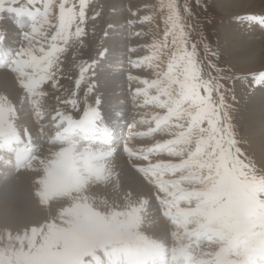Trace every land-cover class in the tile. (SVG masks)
Returning <instances> with one entry per match:
<instances>
[{
	"label": "bare ground",
	"instance_id": "bare-ground-1",
	"mask_svg": "<svg viewBox=\"0 0 264 264\" xmlns=\"http://www.w3.org/2000/svg\"><path fill=\"white\" fill-rule=\"evenodd\" d=\"M216 2L224 13H227L226 15L231 14L230 20L222 25L225 46L230 53L242 57V61L244 59L248 61L257 58L262 44L260 40L253 38L256 33L257 37L260 34L258 31L261 28L259 27L260 23L258 21H249L246 18L253 16L254 13L257 17L264 16V0H216ZM110 8L112 22L108 27L106 40H104L106 47L112 46L115 52L121 54L123 61L120 69L121 73L124 75L130 74L138 79L128 81L122 75L115 94L109 99L115 104V111H119L124 107L126 109L132 108L136 120H140L145 116V111H147L149 104L144 105L143 97H132L129 93L134 92L136 87H143L142 83H140L143 79H155L157 70L154 65L148 66L146 64H142L139 68L131 67L128 63V49L136 48V53L131 55V59L135 60L138 57L150 55L151 45L164 39L163 33L165 29L162 9L160 2L157 0H146L140 5H131L127 0H111ZM145 15L153 17L152 20L142 21V17ZM22 20L23 22H29L26 28H23L21 24L13 25L9 19L7 21L4 19L0 20V26H6L9 29L8 39L0 41V61L3 63L12 62L16 52L22 46L18 44V38L23 39L24 37L18 36V32L23 33L30 30V19L24 16ZM129 21H132V23H129ZM110 26L114 27L109 35ZM141 30L146 34H150L148 41L141 40L138 36ZM54 31V27L46 26L45 35L47 39L45 40L40 35L36 36V40L33 43L37 52L41 44L47 48L45 43L47 41L50 43L51 34H54ZM10 33L18 38H14ZM13 45H17L16 47L14 46L15 50H13ZM5 46H7V49L3 50ZM143 46H146L149 50H143ZM62 62L69 64L70 61H66L63 53H60L58 82L68 78L69 75L73 76L75 71H72L69 66H64ZM160 63L161 68L166 70L167 58H163ZM11 68L13 69L11 74L0 73V97L9 92H14L15 94V91H17V89L12 88L11 83L17 81L19 75L14 71L13 65H11ZM148 68H154L155 72L148 70ZM239 81L238 83L240 84L234 87V100H237L235 105L239 107L237 116L246 127V139H248L251 155L260 167L261 173H264V88L261 92V87L247 92L245 80L240 79ZM55 89L49 83L45 87L41 86V90L46 95L37 97L40 106L39 108L33 106L36 110L33 115H27L29 103L33 104L32 98L26 92L20 91L15 97L17 103L15 106L16 111L12 115L11 120L21 133L23 141L31 140L33 142L32 153L36 154V157L23 170H18L13 163L14 150H9L7 147L0 148V225L9 227H19L25 223L32 225L34 220L38 219L43 222L51 214L50 208L55 203L67 200L70 204L69 210L73 208L77 216H83L82 220L102 222L109 230H114L117 237L116 242L107 247L99 244L96 250H94L93 244H88L82 253L78 252L82 246L80 240L75 241L70 235L69 237L72 239L73 244L70 249L64 252L68 251L66 257L72 264H88V262H92V264L113 263L114 256L108 253L112 252L117 245H120L116 248L117 251H122L128 242L133 241L139 244H158L165 252H168L169 247L180 248L187 244H192L193 249L196 251V259L193 264H209V262L211 264H225L226 260L232 258L235 248H237V254L244 257H248L254 249H264V240L258 241L251 249H247L245 245L241 248L242 244L237 242V238L227 243L221 242V238L224 236L218 233L220 230L224 232L225 236L229 237L237 234V232L243 233V216L241 217V215L243 208L247 207V203L240 202L237 198H231L227 201L223 194L218 191L220 188V181L218 182V180L216 186L199 204L186 202L183 208H177L173 211L172 218L176 223H173V219L164 221L161 225L162 228L159 229L153 226L154 223L145 222L142 214L146 212L147 207L145 210H139L137 207L138 202L143 200L141 199L142 197L149 201V205L151 204L155 209H158V212L164 213L165 211L158 199L163 193L157 191L156 185L148 181L143 172L132 166L133 161L136 162L138 167L143 166L147 162L143 161L142 157L130 158L127 153L120 151L117 156L114 155L108 160L113 172L116 174L115 177L105 180L103 174L100 176L91 175L88 171L90 165L80 163L83 158L74 157L64 152L63 149L58 148L59 142L55 139V131L60 121H57L56 124L51 123L57 111L53 102ZM153 94H155L154 90ZM92 99H94L92 96L89 97V100ZM124 99L127 100L126 105L117 103L118 100ZM26 100L30 102L26 103ZM154 112H158V109L152 105L150 116ZM101 114L105 118L104 124L99 125L97 131L87 134L86 143L90 145L91 142L96 140L101 145H104L103 139L106 137L103 129L106 124H109L114 125L116 129L114 136H112L113 145H115L121 133H124V122L118 120L115 121L118 124H114V120L117 118L114 117L115 112L109 109L107 103ZM128 120L131 121L130 119ZM137 128L136 126L133 131L136 133H148V128ZM167 137L170 139L169 135ZM244 137L246 136L244 135ZM166 139L165 135L161 133L153 142L144 141L145 143H140L133 138L128 142L130 147L139 150L141 148H151L155 143ZM13 148L15 149L14 145ZM167 156H169L167 152H155V155L149 156V159L153 163L159 160H172L173 162H178L179 160L178 157ZM169 178L168 175L165 176V179ZM223 190L227 191L228 185H224ZM128 194H131V197L125 199ZM53 209L54 211L56 210L55 208ZM150 211L152 210L150 209ZM233 219L236 220L234 224L235 231L227 228ZM113 220L119 222V228L122 230H116V228L110 226ZM91 227L94 228L93 223H91ZM77 230L83 237L88 234L86 228L81 231ZM173 232L176 233L175 237L172 235ZM209 237L214 238L215 242H217L216 246L209 245L213 242H211ZM124 238L132 240L125 241ZM249 239L252 240L251 237ZM109 242L111 243V241ZM205 249L209 251L210 255H205ZM91 251H95V253L93 257L88 258V253ZM243 259L238 258L237 260L242 261Z\"/></svg>",
	"mask_w": 264,
	"mask_h": 264
},
{
	"label": "snow or ice",
	"instance_id": "snow-or-ice-1",
	"mask_svg": "<svg viewBox=\"0 0 264 264\" xmlns=\"http://www.w3.org/2000/svg\"><path fill=\"white\" fill-rule=\"evenodd\" d=\"M36 0H0V20L9 19L12 23L23 24L22 17L30 19V30L23 32L27 46H21L12 61L14 71L19 75V82L25 92L32 98L33 106L39 108L37 97L46 93L41 86L46 82L53 88L58 86L57 75L60 72V53L65 51V46L73 39H82L86 36V30L82 25L86 19V9L89 0H79L77 6H68V0H62L59 4L58 17H49L50 10L54 7L53 0H46L44 11L39 8L33 10ZM160 7L167 9L164 19V39L151 45V54L131 59L136 53V48L128 49V63L133 68H139L142 64L155 66L156 78L140 81L143 87H136L134 92L129 93L132 97H143L144 105L152 104L159 109L165 110L163 114L154 112L150 119L147 114L140 120L126 118V107L115 111V104L110 97L115 94L116 87L123 78L132 81L138 79L130 74L124 75L120 69L123 61L121 54L113 50L112 46L104 47L103 42L96 51V56L89 57V61H81L78 65L79 79L76 84L80 85L86 79L88 81L85 90L84 107L82 115L74 119L71 115H65L56 111L52 124L60 121L55 131V139L59 142L58 148L77 158H88L97 162L105 180L115 177L107 158L115 152L127 153L129 157H142L147 162L138 167L133 161L132 166L143 172L146 179L156 185L157 191L163 193L159 196L161 206L165 209L164 215L169 218L177 208H183L185 203L199 202L209 194L216 186L217 180L225 170L244 171L258 174L251 165V161L245 163L241 159V148L235 138L234 126L230 115L231 105L226 102L222 86L216 78L209 76L205 79L201 72L198 60L197 45L191 44L189 50V33L186 30V17L191 14L187 3L181 6L177 0H162ZM9 14L5 17L3 14ZM153 17L145 15L142 21H150ZM52 19L57 22L52 24ZM249 21H258L264 26V16L247 17ZM132 23V21H129ZM75 25V31H72ZM54 27L51 34V43L47 48L41 44L38 52L33 41L40 35L47 39L45 27ZM114 26H110V32ZM9 29L0 26V41H6ZM169 37L171 40L169 41ZM205 52L209 51L204 45ZM167 58V69L161 68V61ZM90 74V75H89ZM251 82L264 86V72H259L251 78ZM203 89L204 95L201 94ZM153 90L154 93L153 94ZM94 96L95 99L89 100ZM235 99V96H233ZM115 112V117L124 122L126 135L120 145L112 147L104 144L101 147L88 145L87 134L98 130L99 125L104 124L102 110L105 104ZM117 103L126 105L127 100H118ZM75 108L77 101L73 100ZM16 109L7 97H0V148L7 147L15 150L13 145L24 143L21 133L13 124L11 117ZM6 114L8 119H5ZM155 123V127H149L148 133H136L133 129L137 124ZM105 137L110 140L115 134L114 125L104 126ZM27 131V130H25ZM164 133L171 138L157 142L151 148L135 150L129 146V140L137 135L150 133ZM30 152L26 145L24 149L16 151L17 158L26 157ZM152 152H167L169 156L178 157V162L172 160H159L153 163L149 156ZM168 175L170 178L165 179ZM128 194L125 199H129ZM149 205L148 200H140L137 204L139 210H145ZM173 223L176 221L173 219ZM172 235L175 237L176 233ZM205 255H210L207 249ZM264 249H254L249 254V259ZM234 257L235 254H232ZM211 264V262H209ZM225 264H241V261L230 258ZM264 264V261L261 262Z\"/></svg>",
	"mask_w": 264,
	"mask_h": 264
},
{
	"label": "rangeland",
	"instance_id": "rangeland-1",
	"mask_svg": "<svg viewBox=\"0 0 264 264\" xmlns=\"http://www.w3.org/2000/svg\"><path fill=\"white\" fill-rule=\"evenodd\" d=\"M39 1L44 7L46 0H39ZM127 1L130 2L131 5L132 4L140 5L146 0H127ZM157 1H159L161 5L162 0H157ZM60 2H62V0H53L54 7L49 12L50 18L58 17ZM164 2L166 3L167 0H164ZM177 2L181 6L182 13H183V6L185 3H187L188 6L190 7L191 14L186 17V21H185L186 24L190 26L186 29L189 33V40H190L189 50H191V44L197 45L198 60L202 69L201 72L202 76L205 79H207L209 76L216 78L219 84L222 86L223 92L226 97V102L229 105H231V111H230V115L232 118L231 122L234 126L235 138L238 141L237 146L241 148V152H242L241 159H243L245 163L251 161V165L256 169V172L260 174L261 173L260 167L257 165L255 159L253 158L249 150L248 139H246L247 138L246 127L244 123L240 121L237 116V110H239V107L235 105L237 100L235 101L233 99V96L235 91L234 87L235 85L240 84L238 83L240 79L245 80L244 83L247 88V92L253 89H258L260 87H261L260 89L261 92L262 89L264 88V86H260L251 82V78L253 76L258 75L259 72H264V35H262L264 34V26L259 24V27L261 28H259L260 30L258 31L260 32L261 35L259 34L257 37V33H256L253 38L255 40H260L262 44L260 54L254 60L247 61L244 59V61H242L241 60L242 57L232 55L233 53H230L229 49L225 46L222 25L223 23H227L230 20L231 14L226 15L227 13H224V11L218 6L216 0H177ZM22 3L27 4V0H22ZM73 4L77 6V10H78L79 0H68L69 7H71ZM110 5H111V0H89V5L85 13L86 15L85 23L82 25V27H84L86 30V36L82 39L73 38L69 42V44L65 46V48L68 47V49H65V51L62 53L64 55V59L70 62L69 64H66V62H62L64 63L63 64L64 66H69L72 71L74 70L77 71L78 65L81 61H88L90 63L89 57L96 56V51L102 42L104 47H106V43L104 40H106L105 36L108 32V27L112 22ZM34 7L36 6L34 5ZM254 14L253 16H256ZM3 15L7 17L9 14L4 13ZM166 15H167V9L163 8L162 9L163 20L165 19ZM4 20L7 21L8 19H4ZM56 22L57 21L55 19H52V23H54L53 25H55ZM13 25L16 24L13 23ZM28 25L29 22L24 21L22 27L26 28ZM17 28L20 29V27L18 26ZM164 29H165V24H164ZM72 31L73 32L75 31V25H73ZM11 36H13L14 38H18L14 34H11ZM18 36H23V33L18 32ZM138 36L140 37L141 40L148 41L150 39V34L149 33L146 34L143 30L139 32ZM170 40L171 37H169V41ZM18 44L22 46H27V41L24 40V38L22 39L19 37ZM45 44L46 47L49 46L48 41ZM204 45L208 46L209 51L207 53L205 52ZM14 46L16 47L17 45H13V50H15ZM143 48H142L143 50L148 49L146 46H143ZM6 49L7 46H5L3 50ZM215 56H220L221 60H218V62L215 61L214 59ZM148 70H152L153 72H155L154 68L153 69L148 68ZM75 71L73 73V76L69 75L68 78L62 79L60 80V82H58L59 87L57 86L55 89V95H56L55 103L58 102L62 108H67L70 111H72L75 115L80 116L82 112V108L84 107V103L82 101L83 99H81L84 97L81 96H85V90L87 88V83H88L87 79L84 82H82L80 85H77L75 82L74 90L71 94L64 95L67 92L62 91V90H68L72 86L70 84L73 83L72 82L73 78L74 80L77 79L79 73ZM11 86L12 88H16L18 86L20 89L22 88V86H20L17 82L11 83ZM61 94L63 95L62 97L60 96ZM201 94L204 95L203 89H201ZM72 95L78 96V98H76L78 99V102L75 108L72 105V97H73ZM4 97H7L9 101H13L15 98L14 92H9ZM32 111L33 110L31 108L30 112L33 113ZM128 111L132 113L133 117L135 116L134 110L132 108L130 109L127 108L126 115L129 113ZM30 112L29 114H31ZM8 118L9 117L6 114L5 119L7 120ZM118 120L119 119L114 120L115 125L118 124L117 122H115ZM153 123L154 122H152L151 125ZM145 124L146 126L143 127V125ZM139 126L146 128L147 126H149V124L144 123V124H139ZM244 135L246 137H244ZM124 137H125L124 134L121 133V136L119 140H117V143L115 145H118L119 142ZM142 138L144 139V137ZM142 138L136 137V139L139 140ZM146 140L153 141V136L150 137L148 136ZM119 152L120 151H118L115 155L117 156ZM154 155L155 152L150 154V156H154ZM84 160L85 158H83L81 160L82 162L80 161V163L85 164ZM219 178L220 179L227 178V183H229L232 186V188L235 190L242 189L252 194L251 196L253 198V202L251 203V207L246 209L245 222L251 218H255L263 223L264 213L262 208L264 207V178H259L257 174H253L250 171L249 172L232 171L228 169H225L221 173ZM224 185L227 184L221 180L219 182L221 193L230 192L231 191L230 186H228L227 191L223 190ZM234 193L235 191L232 192V195H234ZM238 196L239 197H237V199L239 201H243L247 203V207H248L249 203L247 202L244 192L239 191ZM226 197H230V194H227L226 196H224V198L227 201L231 199ZM69 205L70 204L68 203L67 200L65 202L55 203L51 208L52 209L55 208L56 210L54 211V209L52 210L50 208L51 214L49 215V217L43 222L39 221V219L34 220L33 223L34 225L33 224L29 225V223H25L24 225L22 226L20 225L19 227H9V226L0 225L1 226L0 248H7L10 250L8 252H5L4 254H0V264H58V263L72 264L69 261L68 257H66V253L68 251L64 252L65 250L70 249L73 244L72 239L69 237L70 235H72L75 241L80 240L81 245H83L81 246L80 250L85 249L84 245L89 244L90 243L89 240L92 241V243H90L89 245L93 243L97 244L96 246H94V250L98 248L101 242L102 244L104 243L107 245L108 244L107 240L111 239L112 234L115 233L114 230L113 229L109 230L102 222L98 223V222L82 220L83 216L81 215L77 216L73 208L69 210L70 208ZM150 209L152 211H149L146 214V219H150L151 222H155L156 220L153 219V213L155 212V209L153 211L152 206H150ZM242 216H243V212L241 217ZM161 221H163V218H158L157 223H160ZM242 222H243V217H242ZM91 223H93V227H95L96 223H98L97 227L92 228L90 225ZM253 223L254 221H250L247 224L243 222L242 225V229H244L243 233L237 232V234L233 235L232 237L229 236L226 237L232 240H235V238L238 239V236L244 234L246 232L247 227L253 225ZM80 227H84V228L80 229ZM154 227L159 228L156 223ZM262 227L263 224H259L256 227L247 230V233L255 235L258 232V230L262 229ZM85 228L88 234L87 236L83 237L82 234L79 233L77 229L81 231ZM100 228L102 229L100 230ZM227 228H232V230L235 231L234 225L229 224ZM116 230H122V229L118 228ZM105 232L110 234H105ZM226 237L223 238V241L225 240L227 241ZM64 239H67L68 241ZM125 240L130 241L132 239L126 238ZM261 240H264V236L258 241ZM110 241H111L110 244H113L116 240L112 238ZM251 241H253V239ZM237 242L240 243V240H238ZM257 242L254 244L250 243L251 247L247 246L246 243L242 244L240 247L243 248L245 245L247 249H251L253 246L257 244ZM236 249L237 248L234 249L233 254L235 252L237 254ZM240 251H242V249H240ZM52 253L54 259H56L58 263H55L53 261ZM91 255L92 254L90 253L89 256ZM237 256L238 258H245L244 256L238 254ZM233 258L238 259L236 256H234Z\"/></svg>",
	"mask_w": 264,
	"mask_h": 264
},
{
	"label": "clouds",
	"instance_id": "clouds-1",
	"mask_svg": "<svg viewBox=\"0 0 264 264\" xmlns=\"http://www.w3.org/2000/svg\"><path fill=\"white\" fill-rule=\"evenodd\" d=\"M259 176V178H264V173H260L257 174ZM143 200H147L146 198H141ZM111 227L118 229L120 227L119 222L113 220L111 225ZM209 239H211V237H209ZM162 243V242H161ZM10 251L7 248H0V254H4L5 252ZM188 255H191L190 253ZM95 260V257H94ZM264 261V252H260L257 253V255L251 259H249V257H245L242 261L241 264H261V262ZM88 264H92V262H88ZM185 264H188V261H185Z\"/></svg>",
	"mask_w": 264,
	"mask_h": 264
}]
</instances>
